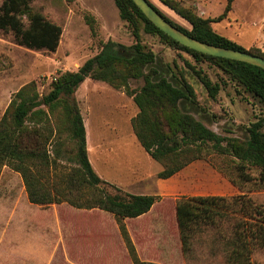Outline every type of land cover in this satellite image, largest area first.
I'll return each instance as SVG.
<instances>
[{"label":"rangeland","instance_id":"1","mask_svg":"<svg viewBox=\"0 0 264 264\" xmlns=\"http://www.w3.org/2000/svg\"><path fill=\"white\" fill-rule=\"evenodd\" d=\"M150 1L171 20L191 29L164 0ZM171 1L211 20L217 34L246 50L264 42V0H234L231 11L219 22L229 0ZM31 6L61 26L63 35L52 53L19 46L11 32L0 30V120L14 95L27 84L36 82L38 93L46 95L59 73L78 71L108 41L125 46L135 43L133 29L120 18L114 0H33ZM140 35L142 44L156 54L159 66L166 69L169 65L193 86L203 112L192 110L191 114L215 133L243 138L246 128L262 116L261 105L214 61L197 60L142 29ZM259 48L264 51V46ZM197 72L219 85L214 98ZM143 85V80L132 81L130 88ZM75 97L85 121L88 155L95 172L125 192L160 197L150 213L124 221L138 257L158 264H228L226 240L231 224L227 221L220 229H201L189 253L183 254L177 202L193 196L230 198L245 192L255 204L264 206V185L234 186L231 178L236 179L237 173L233 158L218 155L196 161L170 179H159L162 165L137 141L132 119L139 110L124 89L86 78ZM252 261L264 264V249L255 251ZM0 264H133V258L113 215L67 204H31L21 175L0 166Z\"/></svg>","mask_w":264,"mask_h":264},{"label":"trees","instance_id":"2","mask_svg":"<svg viewBox=\"0 0 264 264\" xmlns=\"http://www.w3.org/2000/svg\"><path fill=\"white\" fill-rule=\"evenodd\" d=\"M114 1L120 18L133 29L135 43L125 46L108 41L78 71L59 73L46 95L38 93L36 82L21 88L0 120V166H8L21 175L31 204L42 207L67 204L78 210H100L113 215L133 264H158L138 257L124 221L147 215L160 197L125 192L95 172L88 155L83 116L75 97L77 90L89 78L126 91L139 110L132 119L133 132L145 152L162 165L159 179H170L190 164L218 155L233 158L237 177L231 180L234 186L242 188L240 185H264V69L191 50L160 31L132 0ZM148 1L167 21L198 41L264 58L260 48H242L217 34L211 20L181 8L174 1L164 0L163 3L187 21L191 29L177 24ZM233 1H228L225 13L216 22L228 15ZM32 2L3 0L0 30L11 32L19 46L54 53L60 45L63 29L35 12ZM141 29L197 60L214 61L231 81L261 105L262 116L246 128L243 138L219 135L191 114L192 110L203 112L193 86L169 65L166 69L159 66L156 54L141 42ZM197 74L214 98L219 85ZM138 80H143L144 85L131 89V82ZM254 171L258 172V177ZM176 217L184 255L191 250L195 234L203 228L220 229L223 221L231 224L226 240L228 264H254L252 255L264 249V206L255 204L245 192L230 198H182L176 205Z\"/></svg>","mask_w":264,"mask_h":264},{"label":"water","instance_id":"3","mask_svg":"<svg viewBox=\"0 0 264 264\" xmlns=\"http://www.w3.org/2000/svg\"><path fill=\"white\" fill-rule=\"evenodd\" d=\"M132 1L151 23H153L160 31L171 37L179 44L204 55L248 63L264 69V58L253 55L246 51L213 46L198 41L185 34L172 25L169 21H167L165 17L159 13L148 0Z\"/></svg>","mask_w":264,"mask_h":264},{"label":"crops","instance_id":"4","mask_svg":"<svg viewBox=\"0 0 264 264\" xmlns=\"http://www.w3.org/2000/svg\"><path fill=\"white\" fill-rule=\"evenodd\" d=\"M258 41V40H257ZM254 44H256V43H252V46L254 45ZM257 45H258V48L259 47H262V46H264V42H259V43H257ZM84 120V119H83ZM84 124H85V121H84Z\"/></svg>","mask_w":264,"mask_h":264}]
</instances>
